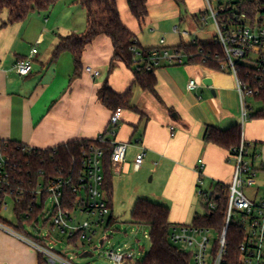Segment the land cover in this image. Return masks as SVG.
<instances>
[{
  "label": "crops",
  "instance_id": "crops-1",
  "mask_svg": "<svg viewBox=\"0 0 264 264\" xmlns=\"http://www.w3.org/2000/svg\"><path fill=\"white\" fill-rule=\"evenodd\" d=\"M71 3L74 10L71 8L66 12V18L70 19L65 23L53 20L54 15H51L45 24L35 26L28 20L29 16L22 22L0 27V140L40 150L74 141L96 140L107 131L113 113L98 98L99 89L108 80L119 94L132 86L131 106L135 108L123 111L116 136L107 138L129 144L125 162L119 167V173L113 172V175L125 170L136 174L151 172L153 181L158 179L163 190L150 200L170 208V221L174 225H191L188 219L194 220L198 215L194 201L200 159L205 162L203 179L208 189L216 184L226 187L232 182L234 169L229 162V151L204 141L207 127L225 131L241 125L242 139L255 145L259 154L256 165L264 175V119L249 117L242 124L236 81L228 71H212L194 64L163 66L156 71L157 91L163 100L160 103L151 93L138 85L133 86L134 73L124 64L117 62L109 74L114 49L106 36L98 37L86 48L79 75H75L70 53H63L54 61V52L63 38L81 37L88 29L87 11L77 3ZM121 4L120 8L118 1L123 23L137 34L138 22L132 17L126 0ZM75 8L82 9L81 14H77ZM177 12L181 13L179 7ZM2 18L6 21L7 16ZM147 21H150V15ZM140 45L145 49L159 48ZM34 48L38 49L34 71L28 77H20L14 66L30 56ZM88 67L98 75L89 74ZM191 80L198 84L194 91L188 90ZM251 112H254L252 108ZM143 150L145 162L136 172L134 161ZM256 186L257 183L247 189L246 194L253 200H260V189ZM38 263L39 253L35 249L1 234L0 264ZM125 264H131V261Z\"/></svg>",
  "mask_w": 264,
  "mask_h": 264
},
{
  "label": "built area",
  "instance_id": "built-area-1",
  "mask_svg": "<svg viewBox=\"0 0 264 264\" xmlns=\"http://www.w3.org/2000/svg\"><path fill=\"white\" fill-rule=\"evenodd\" d=\"M205 8L196 16L199 26L205 28L212 21L217 37L215 42L223 49L225 65L236 81L237 91L242 106V124L249 117L247 98L256 95L254 90L242 79L239 64H245L253 69L260 78H264V0H204ZM177 33L180 28L176 26ZM184 35L189 36L188 32ZM198 40V39H197ZM195 40L194 43L197 41ZM165 44L164 39L160 42ZM38 49L34 48L30 56L19 60L14 70L20 77H28L33 73L34 58ZM137 55V71H157L163 66H184L187 55L178 49L159 47L144 57ZM86 71L98 74L88 67ZM198 88L195 80L188 84V90ZM123 110L113 111L109 127L95 141L100 145L110 144L113 172L119 173V167L125 162L129 144L108 140L116 136ZM174 131V129H171ZM145 151L137 155L134 170L140 171L145 162ZM104 157L105 149L92 146L85 154L82 169L78 174L56 180L43 179L32 191L33 199L20 218L16 227L4 222L2 213L8 209L7 199L15 200L11 191L9 159L5 153L3 140H0V231L16 238L38 253L44 255L48 264H75L71 258L56 252L53 246L46 243L51 233L57 231L67 243L77 244L80 241L92 243L96 229L107 228L111 213L107 195L104 191ZM259 154L253 144L242 139L240 145L229 152V162L233 164V177L226 186L228 202L226 207L225 225L221 233L215 229L200 228L191 225H174L170 232V241L182 252L192 254L193 264H226L228 261V231L236 224L244 238L238 248V257L234 264H264V197L253 200L246 194L247 189L255 186L260 173L256 162ZM205 162L198 161L197 172L200 174L196 195L203 208L214 212L218 206L214 200L216 186L208 189L205 186L203 172ZM41 200V202H40ZM205 211V208H204ZM16 213V212H15ZM86 215L89 220L83 221L80 216ZM21 229V230H20ZM218 242V248L215 243ZM46 243V244H45ZM104 244V241H103ZM113 264H125L135 258L128 249H119L107 253Z\"/></svg>",
  "mask_w": 264,
  "mask_h": 264
},
{
  "label": "trees",
  "instance_id": "trees-1",
  "mask_svg": "<svg viewBox=\"0 0 264 264\" xmlns=\"http://www.w3.org/2000/svg\"><path fill=\"white\" fill-rule=\"evenodd\" d=\"M61 0H0V27L26 20L34 12L50 10ZM119 0H76L87 11L88 29L79 37L70 35L62 39V43L55 50L53 60L56 61L63 53H70L73 56L75 75H79L83 68L82 58L86 48L98 37L106 36L112 41L114 54L109 74L120 62L134 73V85H138L143 91L151 93L160 103H163L158 94L157 87L159 79L156 71L139 72L136 69L137 55L141 52L144 57L150 55L154 49L143 48L137 35L132 32L122 21L119 7ZM179 7L186 5L185 0H172ZM149 0H126L132 17L143 25L149 17ZM7 16L3 21L2 16ZM196 22L198 23L197 19ZM183 51L187 57V64L201 65L212 71L223 72L225 65L222 47L215 41L202 43L197 40L195 43L184 44L173 47ZM240 76L254 90V100L263 105L258 111L250 113L251 119H264V78H260L252 67L239 64ZM133 95L132 86L124 93H116L106 80L98 91V98L109 110L135 109L131 106ZM250 110V109H249ZM204 141L215 144L230 152L242 141L241 125L234 126L229 130L222 131L214 127H207ZM5 153L9 159V174L11 191L15 197V212L20 216L27 211L32 199V191L43 179L56 180L59 178L72 177L82 169L84 154L92 146H101L105 149L104 157V191L107 195L109 206L112 210V198L114 192L113 170L110 160V144L100 145L95 140H81L68 143L57 148L40 150L29 148L22 144L3 140ZM214 200L218 209L214 212L208 211L206 207L203 214L195 216L192 226L200 228H212L218 233L224 228L228 194L226 187L218 184ZM132 221L134 224H145L150 228L149 238L151 249L143 260L135 264H193L192 254L182 252L170 241V232L174 224L170 221V208L162 203L147 198H140L136 201L132 210ZM116 220L110 218L107 229L115 226ZM21 230V229H20ZM244 235L236 224H232L228 231V261L226 264H234L238 257V248L243 241ZM218 248V242L215 243ZM48 264L46 257L39 253V263Z\"/></svg>",
  "mask_w": 264,
  "mask_h": 264
},
{
  "label": "rangeland",
  "instance_id": "rangeland-1",
  "mask_svg": "<svg viewBox=\"0 0 264 264\" xmlns=\"http://www.w3.org/2000/svg\"><path fill=\"white\" fill-rule=\"evenodd\" d=\"M192 1L194 2L193 6H191ZM71 2L76 3V0H63L48 11L31 14L28 20L33 22L35 26H39L41 23L45 24L46 19H50L51 15H54L53 20L65 23L70 19L66 18V12L71 8L73 9L74 6ZM121 3L122 0H119L120 8ZM77 5L81 6L79 3ZM178 7L171 0H149L150 21L143 25L137 23L136 35L138 41L144 47L162 46L171 49L181 43L189 44L197 39L202 43L216 40L217 32L212 21H209V25L205 28L199 26V23L196 22V16L205 8L204 0H186L185 7H179L180 14L177 12ZM76 10L77 14H81L82 9ZM121 11L122 14L125 13L123 9ZM176 26L180 28L177 33L174 31ZM186 32L190 35H184ZM162 39L165 41L163 45L160 44ZM246 102L255 112L263 107L261 103L256 102L253 98H247ZM256 183V187L260 189L258 196L262 198L264 197V175L259 173ZM113 185L112 211L106 218V222L113 216L116 220L115 226L109 230L105 226L96 229L97 232L92 243L80 241L75 245H69L67 240L62 239L57 231L51 233L52 236L46 239V243L53 246L58 252L67 254V257L71 258L75 264H113L107 253L119 249H128L135 254L131 264L143 260L151 249L150 228L145 224H134L132 210L138 199H152L153 195L161 193L163 186L159 184L158 179L153 181V174L149 171L136 174L130 173L128 170H125L122 174L114 175ZM7 205L8 209L2 213L1 218L4 222L16 227L18 217L15 213L14 200L12 198L7 199ZM194 210L198 214L204 213V208L197 195L194 201ZM80 219L86 221L89 220V217L82 215ZM188 222H193L192 218H189ZM1 234L5 233L0 231V236ZM103 241L104 244L101 246ZM85 253H90L92 256L82 257Z\"/></svg>",
  "mask_w": 264,
  "mask_h": 264
},
{
  "label": "water",
  "instance_id": "water-1",
  "mask_svg": "<svg viewBox=\"0 0 264 264\" xmlns=\"http://www.w3.org/2000/svg\"><path fill=\"white\" fill-rule=\"evenodd\" d=\"M174 117H176L177 118V116H175L174 115ZM103 245V242H101V246ZM89 256H91V254H84L82 257H89Z\"/></svg>",
  "mask_w": 264,
  "mask_h": 264
}]
</instances>
